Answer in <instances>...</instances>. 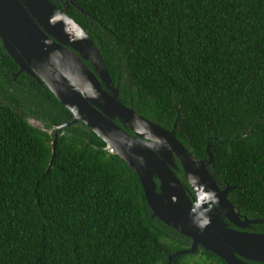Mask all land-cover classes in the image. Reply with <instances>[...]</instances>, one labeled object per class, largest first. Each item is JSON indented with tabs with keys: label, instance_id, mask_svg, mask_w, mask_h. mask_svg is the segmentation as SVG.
<instances>
[{
	"label": "trees",
	"instance_id": "trees-1",
	"mask_svg": "<svg viewBox=\"0 0 264 264\" xmlns=\"http://www.w3.org/2000/svg\"><path fill=\"white\" fill-rule=\"evenodd\" d=\"M51 1L93 41L120 102L166 130L178 119L196 160L209 144L235 210L264 219V0ZM71 120L0 41V264H225L201 248L169 261L191 241L151 218L137 175L83 123L58 131L52 158Z\"/></svg>",
	"mask_w": 264,
	"mask_h": 264
},
{
	"label": "water",
	"instance_id": "water-1",
	"mask_svg": "<svg viewBox=\"0 0 264 264\" xmlns=\"http://www.w3.org/2000/svg\"><path fill=\"white\" fill-rule=\"evenodd\" d=\"M84 12L72 0H63ZM3 49L36 83L71 114L59 130L83 123L138 177L151 218L191 241L225 264L264 263V233L247 232L264 219L241 218L228 200L232 187L220 189L207 160L195 157L175 138L177 120L166 130L125 106L101 54L84 29L51 0H0ZM51 158V160H52ZM180 174L191 191L176 176ZM232 226V227H231Z\"/></svg>",
	"mask_w": 264,
	"mask_h": 264
},
{
	"label": "flooded vegetation",
	"instance_id": "flooded-vegetation-1",
	"mask_svg": "<svg viewBox=\"0 0 264 264\" xmlns=\"http://www.w3.org/2000/svg\"><path fill=\"white\" fill-rule=\"evenodd\" d=\"M59 1H61L62 3H64L65 4V2L63 1V0H59ZM62 9V8H61ZM63 10V9H62ZM180 172H181V170L178 172V173H176V176H177V178L179 179V181L183 184V185H185L190 191H191V189L189 188V186L187 185V183H186V181H185V178L180 174ZM192 192V191H191ZM235 209V208H234ZM236 212H237V210H235ZM240 217L241 218H243L241 215H240ZM232 227V226H231ZM247 232H258V228H257V226H255V227H253V229H247L246 230ZM249 263H251V264H264V263H256V262H249Z\"/></svg>",
	"mask_w": 264,
	"mask_h": 264
},
{
	"label": "rangeland",
	"instance_id": "rangeland-1",
	"mask_svg": "<svg viewBox=\"0 0 264 264\" xmlns=\"http://www.w3.org/2000/svg\"><path fill=\"white\" fill-rule=\"evenodd\" d=\"M29 123L31 124V125H33V126H35V127H39V128H43V125L40 123V122H38V121H35V120H29Z\"/></svg>",
	"mask_w": 264,
	"mask_h": 264
}]
</instances>
